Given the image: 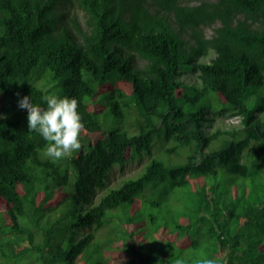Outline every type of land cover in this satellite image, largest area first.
<instances>
[{"label":"trees","instance_id":"1","mask_svg":"<svg viewBox=\"0 0 264 264\" xmlns=\"http://www.w3.org/2000/svg\"><path fill=\"white\" fill-rule=\"evenodd\" d=\"M253 88L264 89V0H0V264H264ZM49 94L78 100L87 133L102 131L98 109L136 132L80 138L54 161L27 110L4 103L46 108ZM155 139L174 142L168 155L193 149L169 163ZM143 156L138 176L110 182Z\"/></svg>","mask_w":264,"mask_h":264},{"label":"clouds","instance_id":"2","mask_svg":"<svg viewBox=\"0 0 264 264\" xmlns=\"http://www.w3.org/2000/svg\"><path fill=\"white\" fill-rule=\"evenodd\" d=\"M42 99L47 104L46 108L34 104L30 96L21 98L18 107L27 110L29 132H38L48 142L45 156L55 161L80 150L84 124L77 111L78 100L74 97L59 98L54 94L44 95ZM174 264L185 262L183 258H176ZM199 264H217V261L204 257Z\"/></svg>","mask_w":264,"mask_h":264},{"label":"rangeland","instance_id":"3","mask_svg":"<svg viewBox=\"0 0 264 264\" xmlns=\"http://www.w3.org/2000/svg\"><path fill=\"white\" fill-rule=\"evenodd\" d=\"M186 1L189 4H195V3L198 2V0H186ZM78 16H79L80 20L83 23L82 13L79 12V11H78ZM206 32H207L208 35H210L211 34V29L207 28ZM136 63L138 65H140V66H142L144 64V62L142 60H140V59H136ZM185 80H189V81L192 80L193 81V77L192 76H187V77H185ZM262 93H264V89L261 90L259 88L258 89L253 88V94H252L250 100L248 101V106L249 107L256 106L257 102L260 101L259 96ZM2 99H4V98L2 97ZM4 103H9V105H14V104H17L18 101L17 100L4 99ZM96 105H98V106H102L103 105V101L101 99V95L98 96ZM97 111H98V114H99V117H100V121H101V124H102V131L101 132H95V133H87V132H85L83 130L80 138H82L84 141H85L84 138H86L87 136H92V138H96L98 136V134L100 135L102 132L109 131V130H127L130 134L136 132V130H134V127L130 126L128 124L127 120H125L126 118L123 119V120L115 118L112 115H110L109 113H107L105 111V109H98ZM21 124H24V123H21ZM218 124L219 123L216 122L214 124V126L210 127V129L211 130L214 129L215 126H217ZM218 141H216L210 147H208L207 150H211L214 146H216ZM172 145H174L173 141L163 142V140L162 141H158V139H155L154 140V145H153V154H152L153 157L161 159V160H164V161L169 162V163L179 164V163H182L185 160L186 156L193 149V146L181 147V148L178 149L177 153H173L171 155H168L165 152V148L166 147H170ZM88 148H89V146L87 144L85 146H83V149L85 151L88 150ZM251 148L248 151H250ZM148 160L150 161V159L147 156H143L142 159L133 160V161L129 162L128 164L124 165L121 168H115L113 170V172H112V175H111L112 179H111L110 182L111 183L116 182V181H118L119 179H121L123 177L131 176L133 174H135L134 176H138L144 170V167L148 164ZM252 161H253V158H249V161L246 162V163L249 166H251V162ZM145 163H146V165L143 167V165ZM114 167H119V165H115ZM199 179H201L203 182H206L208 184H211L212 181L214 180L211 177H201ZM227 179H228V175H223L222 173H220L219 177L216 180H219L222 183V186H225V180H227ZM216 180H214V182ZM97 200H98V198H97ZM1 207H4V202L0 198V208Z\"/></svg>","mask_w":264,"mask_h":264},{"label":"built area","instance_id":"4","mask_svg":"<svg viewBox=\"0 0 264 264\" xmlns=\"http://www.w3.org/2000/svg\"><path fill=\"white\" fill-rule=\"evenodd\" d=\"M231 122H237V119H233V120H231Z\"/></svg>","mask_w":264,"mask_h":264}]
</instances>
